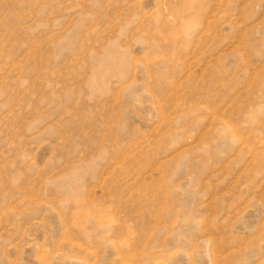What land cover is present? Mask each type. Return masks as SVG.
I'll use <instances>...</instances> for the list:
<instances>
[{
    "label": "rangeland",
    "instance_id": "obj_1",
    "mask_svg": "<svg viewBox=\"0 0 264 264\" xmlns=\"http://www.w3.org/2000/svg\"><path fill=\"white\" fill-rule=\"evenodd\" d=\"M0 264H264V0H0Z\"/></svg>",
    "mask_w": 264,
    "mask_h": 264
}]
</instances>
